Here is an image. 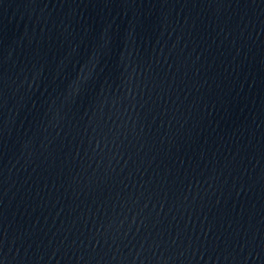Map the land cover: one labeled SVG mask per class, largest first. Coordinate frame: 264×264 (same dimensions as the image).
<instances>
[{
  "label": "water",
  "instance_id": "obj_1",
  "mask_svg": "<svg viewBox=\"0 0 264 264\" xmlns=\"http://www.w3.org/2000/svg\"><path fill=\"white\" fill-rule=\"evenodd\" d=\"M0 264H264V0H0Z\"/></svg>",
  "mask_w": 264,
  "mask_h": 264
}]
</instances>
